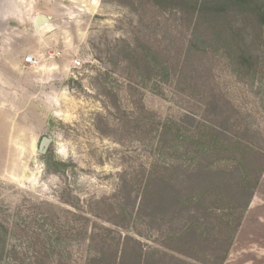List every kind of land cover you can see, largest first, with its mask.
I'll use <instances>...</instances> for the list:
<instances>
[{"label":"rangeland","instance_id":"374dc122","mask_svg":"<svg viewBox=\"0 0 264 264\" xmlns=\"http://www.w3.org/2000/svg\"><path fill=\"white\" fill-rule=\"evenodd\" d=\"M36 16L48 24L36 30ZM192 32L177 10L147 0H0V220L16 213L21 227L11 245L30 261L41 244L29 233L50 212L59 221L87 214L96 244L85 252L74 243L80 264L88 254L96 257L88 264H111L113 254L137 242L143 252L163 243L173 248L170 230L192 224L206 232L187 213L199 208L170 222L161 214V189L145 186L152 171L173 160L163 146L173 139L175 122L188 130L207 119L224 129L225 139L264 155V76L254 88L240 83L221 53L193 46ZM144 51L169 66L171 82L138 83L137 76L151 74L135 63ZM28 55L36 67L24 64ZM44 137L52 142L40 155ZM222 162L184 194L205 195L210 204L223 198L216 204L224 208L237 197L229 221L241 214V223L224 264H264V172L247 201L249 190H234L241 169ZM141 206H150L152 216ZM226 212L211 211L210 223L218 226Z\"/></svg>","mask_w":264,"mask_h":264},{"label":"trees","instance_id":"16d2710c","mask_svg":"<svg viewBox=\"0 0 264 264\" xmlns=\"http://www.w3.org/2000/svg\"><path fill=\"white\" fill-rule=\"evenodd\" d=\"M147 1L161 9L177 10L193 26L190 39L194 47L210 45L213 48L212 53H221L240 83L250 88H254L257 83L259 85V76H264V0ZM151 57L149 51H144L135 62L139 65L138 68L142 67V70L151 73L147 77L137 76L135 79H138V83L147 87L154 78L162 84L171 82L169 66L160 64ZM154 90L153 83L149 91ZM174 126L173 139L169 140L168 136L166 145L163 146V151L172 154L173 160L165 163L161 172L152 171L146 178L145 186L148 189L154 187L158 192L161 189L160 196L165 200L161 204V214L169 217L170 222L175 221L184 209L195 206L199 211L189 209L187 213L190 218L199 221L196 224L205 226L207 231H197L194 224L185 230H170L166 241L173 243V248L163 243L159 249L152 248L143 252L137 242V247L129 252L122 249L120 255L113 254L111 264L116 260L118 264H224L227 259L234 235L241 223V214L236 220L229 221L233 211L237 210L238 198L234 197L224 208L216 204L223 202V198L210 204L205 195L195 197L184 192L192 185L204 183L219 162L223 161V164L228 160L234 162V171H242L234 184L236 194L249 190V201L259 185V177L264 172V155L240 140L225 139L224 129L207 119L199 121L196 127L188 130L183 128L182 123L175 122ZM165 133L168 135L164 132V137ZM238 156L239 160L236 159ZM55 165L66 167L60 162ZM173 185L183 186V193L177 190L176 195L168 196L163 190ZM206 201L209 205L204 204ZM141 209L146 210L148 216H152L150 206H141ZM223 210H227L223 220L216 221L218 226L212 225L210 212ZM50 214L52 213H48V219L42 216L39 223L35 222L38 231L35 226L32 233H29L35 243L41 244V249L33 254V261L27 258L25 250L21 253L11 245L13 234L20 232L21 227L17 219H13L16 213L11 220L8 219L9 214L4 220H0V264L5 259L21 264H80V259H76L72 253L76 246L74 243L84 247L85 252L96 244V235L88 226L87 214L84 217L76 216L78 221H59L51 218ZM21 232L24 233L23 236L27 235L25 231ZM204 245L207 246L205 249ZM95 258V255L88 254L84 264L94 262Z\"/></svg>","mask_w":264,"mask_h":264},{"label":"water","instance_id":"95a60500","mask_svg":"<svg viewBox=\"0 0 264 264\" xmlns=\"http://www.w3.org/2000/svg\"><path fill=\"white\" fill-rule=\"evenodd\" d=\"M41 20H43V23H41ZM48 24V18L45 16H36L33 20V25L36 30H39L40 28H43ZM52 140L49 138H42L38 147V154L44 155L51 144Z\"/></svg>","mask_w":264,"mask_h":264},{"label":"built area","instance_id":"2783aa9c","mask_svg":"<svg viewBox=\"0 0 264 264\" xmlns=\"http://www.w3.org/2000/svg\"><path fill=\"white\" fill-rule=\"evenodd\" d=\"M23 61L26 66L31 68L36 67L38 65V60L31 55L26 56ZM78 66H79V62H75V67Z\"/></svg>","mask_w":264,"mask_h":264},{"label":"bare ground","instance_id":"6f19581e","mask_svg":"<svg viewBox=\"0 0 264 264\" xmlns=\"http://www.w3.org/2000/svg\"><path fill=\"white\" fill-rule=\"evenodd\" d=\"M41 23H43L42 20H41Z\"/></svg>","mask_w":264,"mask_h":264}]
</instances>
